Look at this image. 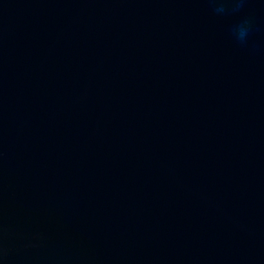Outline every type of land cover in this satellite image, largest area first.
<instances>
[{"label": "water", "instance_id": "water-1", "mask_svg": "<svg viewBox=\"0 0 264 264\" xmlns=\"http://www.w3.org/2000/svg\"><path fill=\"white\" fill-rule=\"evenodd\" d=\"M0 264H264V0H0Z\"/></svg>", "mask_w": 264, "mask_h": 264}, {"label": "clouds", "instance_id": "clouds-1", "mask_svg": "<svg viewBox=\"0 0 264 264\" xmlns=\"http://www.w3.org/2000/svg\"><path fill=\"white\" fill-rule=\"evenodd\" d=\"M208 2L217 14H224L229 7L233 12L239 11L246 3V0H208ZM251 32L252 23L248 19L241 21L232 28L234 40L241 45L247 44Z\"/></svg>", "mask_w": 264, "mask_h": 264}]
</instances>
